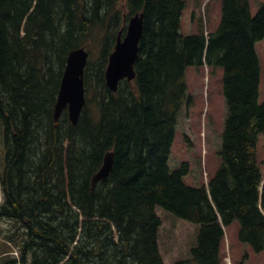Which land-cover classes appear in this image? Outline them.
I'll use <instances>...</instances> for the list:
<instances>
[{
    "label": "trees",
    "instance_id": "16d2710c",
    "mask_svg": "<svg viewBox=\"0 0 264 264\" xmlns=\"http://www.w3.org/2000/svg\"><path fill=\"white\" fill-rule=\"evenodd\" d=\"M185 8L186 0H0V219L23 229L19 258L1 264H166L156 208L197 227L189 258L173 264H221L224 228L234 222L238 241L264 255L256 52L264 2L252 15L249 0H221L207 36L182 33ZM136 13L143 32L135 77L112 92L108 57ZM89 41L99 46L95 59ZM78 48L89 57L73 125L66 109L55 121L54 108L67 56ZM204 65L222 71L221 162L207 187H191L186 166L168 163L189 100L186 70ZM108 151L111 172L91 191Z\"/></svg>",
    "mask_w": 264,
    "mask_h": 264
},
{
    "label": "rangeland",
    "instance_id": "374dc122",
    "mask_svg": "<svg viewBox=\"0 0 264 264\" xmlns=\"http://www.w3.org/2000/svg\"><path fill=\"white\" fill-rule=\"evenodd\" d=\"M249 2L251 13L254 14L258 5L264 0H249ZM220 3L221 0H186V8L181 19L182 33L192 35L203 31L207 36L213 32L219 23ZM126 26L127 22L125 29H122L123 35ZM86 48L90 49L91 59H95L99 46L89 41ZM256 52L261 68L259 102L262 103L264 101V39L256 43ZM186 79L189 100L181 109L168 165L171 170L186 166L188 174L183 178L186 185L207 187L221 162L219 151L226 115L222 95V71L216 69L212 72L207 66L189 67L186 70ZM257 159L263 176L259 190L262 193L264 187L263 136L258 138ZM1 167L0 165V169ZM156 214L161 220L158 247L164 263L173 264L189 258V250L195 243L197 227L184 223L158 208H156ZM238 229L237 222L224 229L221 264H264L262 253L256 254L247 245L238 241ZM22 241L23 229H20L19 224L0 219V264L8 258H19L18 245Z\"/></svg>",
    "mask_w": 264,
    "mask_h": 264
},
{
    "label": "water",
    "instance_id": "95a60500",
    "mask_svg": "<svg viewBox=\"0 0 264 264\" xmlns=\"http://www.w3.org/2000/svg\"><path fill=\"white\" fill-rule=\"evenodd\" d=\"M142 32V14H135L128 21L125 35L121 37V32L118 33L105 70V83L112 92L117 90L118 83L121 80L132 81L134 79V63L138 58ZM87 59L88 53L84 48L75 49L68 54L54 108L55 121L58 120L61 112L66 109L70 122L73 125L77 124L85 103L83 74ZM112 166L113 152L108 151L103 156L100 168L91 177V191L97 183L108 178Z\"/></svg>",
    "mask_w": 264,
    "mask_h": 264
},
{
    "label": "bare ground",
    "instance_id": "6f19581e",
    "mask_svg": "<svg viewBox=\"0 0 264 264\" xmlns=\"http://www.w3.org/2000/svg\"><path fill=\"white\" fill-rule=\"evenodd\" d=\"M142 18H143V16H142ZM39 217V216H38ZM62 237V236H61ZM52 238H53V236H52ZM57 238V237H56ZM51 239V238H50ZM58 239V238H57ZM54 240V239H53ZM45 247V246H44ZM43 247V248H44ZM54 250V249H53ZM44 253V252H43ZM49 256V255H48ZM72 256V255H71ZM75 257V256H74ZM54 258V257H53ZM68 259V258H67ZM79 261V260H78ZM57 263V262H56ZM53 264V263H52ZM72 264H73V262H72Z\"/></svg>",
    "mask_w": 264,
    "mask_h": 264
}]
</instances>
